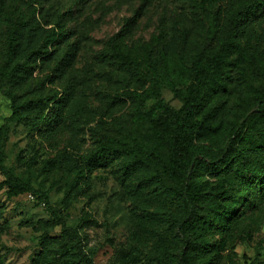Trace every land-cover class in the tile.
<instances>
[{"label":"rangeland","instance_id":"1","mask_svg":"<svg viewBox=\"0 0 264 264\" xmlns=\"http://www.w3.org/2000/svg\"><path fill=\"white\" fill-rule=\"evenodd\" d=\"M3 4L7 9L16 5L26 21L18 57L43 50L14 83L18 101H32L24 112L28 119L8 120L11 100L0 89V128L9 127L6 164L35 188L49 191L52 207L82 241L62 255L55 239L62 228L43 200L34 193L9 198L4 188L0 264H69L82 245L87 253L97 251L94 264H166L157 258L170 257L180 247L171 225L175 201L155 185L140 184L147 169L123 180V158L87 161L105 136L141 130L135 101L125 93H143L149 83L119 66L112 55L120 47L137 52L136 46L149 42L154 59L160 61L163 49L190 64L198 50L207 48L205 30L212 14L223 23L231 4L224 0L199 8L196 0H0ZM49 32L62 36L48 44ZM239 42L240 65L255 72L264 63V10L243 24ZM6 55V27L0 25V63ZM239 78L235 74L234 82L212 100L211 106L221 110L215 122L222 126L199 144L225 147L229 120L244 122L246 92ZM163 98L179 110L181 103L170 89L163 90ZM53 105L55 114L48 112ZM153 105L149 101L143 107ZM210 238L216 243L210 253L214 264H264V204L248 208L229 229H213Z\"/></svg>","mask_w":264,"mask_h":264},{"label":"trees","instance_id":"2","mask_svg":"<svg viewBox=\"0 0 264 264\" xmlns=\"http://www.w3.org/2000/svg\"><path fill=\"white\" fill-rule=\"evenodd\" d=\"M222 1L196 0V5L214 7ZM226 1L231 8L224 22L221 23L217 13L212 14L205 30L207 48L198 50L190 64L181 54L163 49L160 61L154 59L153 45L149 42L136 46L137 52L120 47L112 55L119 66L149 83L143 93L136 90L125 93L135 101L136 120L141 130L105 136L87 161L100 163L109 158H123L119 167L123 180L137 169H147L148 174L140 184L155 185L175 201L176 215L171 225L180 247L170 257H158L160 263L214 264L210 253L216 243L210 238L211 231L229 229L248 208L256 203L264 204V63L252 73L253 68L239 63L241 27L264 10V0ZM0 25L6 27L7 53L0 63V89L11 100L8 120L20 122L29 118L24 112L30 109L32 101L19 102L14 83L43 50L29 51L23 60L18 57L26 21L16 5L13 9H7L4 4L0 6ZM61 36L49 32L45 43L51 44ZM245 61L250 63L248 59ZM235 74L246 92L242 98L243 108L247 110L244 122L229 120L225 147L213 149L199 144V139L211 136L222 126L220 120L215 122L221 113L220 107L211 106V102L234 82ZM164 89H170L179 99V110L167 106ZM149 101L154 105L149 109L143 107ZM57 110L53 105L48 112L55 114ZM8 140L9 127L5 124L0 128V173L4 176L0 191L6 188L9 198L25 193L38 195L62 228L55 238L61 254L68 253L75 243L82 241L78 230L68 225L52 207L48 190L35 188L13 167L7 166L4 150ZM96 254L97 251L87 253L82 245L67 262L94 264Z\"/></svg>","mask_w":264,"mask_h":264}]
</instances>
